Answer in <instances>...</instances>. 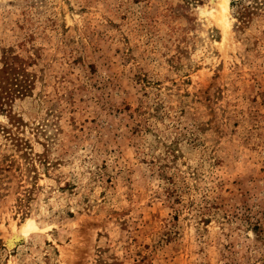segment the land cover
Instances as JSON below:
<instances>
[{
	"label": "rangeland",
	"instance_id": "374dc122",
	"mask_svg": "<svg viewBox=\"0 0 264 264\" xmlns=\"http://www.w3.org/2000/svg\"><path fill=\"white\" fill-rule=\"evenodd\" d=\"M0 264H264V0H0Z\"/></svg>",
	"mask_w": 264,
	"mask_h": 264
},
{
	"label": "bare ground",
	"instance_id": "6f19581e",
	"mask_svg": "<svg viewBox=\"0 0 264 264\" xmlns=\"http://www.w3.org/2000/svg\"><path fill=\"white\" fill-rule=\"evenodd\" d=\"M38 228L34 219H28V221L22 227V235H27L31 230ZM19 235H15L12 239V243L15 242L19 237ZM13 245V244H12Z\"/></svg>",
	"mask_w": 264,
	"mask_h": 264
}]
</instances>
